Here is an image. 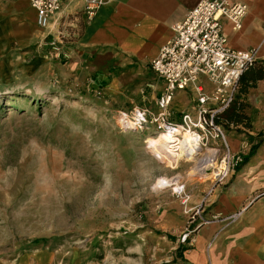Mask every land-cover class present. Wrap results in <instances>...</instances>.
Instances as JSON below:
<instances>
[{
    "label": "rangeland",
    "instance_id": "374dc122",
    "mask_svg": "<svg viewBox=\"0 0 264 264\" xmlns=\"http://www.w3.org/2000/svg\"><path fill=\"white\" fill-rule=\"evenodd\" d=\"M146 96L36 82L0 91V264L173 263L184 228L157 226L176 201L157 180L183 177L195 202L211 181L190 177L192 160L153 150L157 123L121 128L120 113ZM146 108L157 112L153 100Z\"/></svg>",
    "mask_w": 264,
    "mask_h": 264
},
{
    "label": "crops",
    "instance_id": "0c3cea01",
    "mask_svg": "<svg viewBox=\"0 0 264 264\" xmlns=\"http://www.w3.org/2000/svg\"><path fill=\"white\" fill-rule=\"evenodd\" d=\"M198 1L104 0L95 17L87 20L83 0H66L49 26L41 29L28 1L0 0V91L36 82L108 97L146 93L140 106H149L164 89L150 62L173 37V26ZM231 1L246 5L247 12L239 30L221 19L227 46L257 49V59L235 92L237 101L248 106L250 128L235 137L222 127L232 152L243 143L248 148L225 183L203 184L198 202L190 194L191 205L202 204V217L209 223L198 227L191 243H180L172 264H264V0ZM59 41L67 59L52 52L51 44ZM193 99L188 91L177 92L171 105L174 117L193 113ZM186 220L175 201L158 213L157 226L178 232Z\"/></svg>",
    "mask_w": 264,
    "mask_h": 264
},
{
    "label": "built area",
    "instance_id": "2783aa9c",
    "mask_svg": "<svg viewBox=\"0 0 264 264\" xmlns=\"http://www.w3.org/2000/svg\"><path fill=\"white\" fill-rule=\"evenodd\" d=\"M26 1L36 12L37 26L46 29L66 0ZM83 1L87 20L93 19L104 4V0ZM246 12V5L231 0H199L173 26V37L150 62L151 71L164 83L163 92L155 100L157 112L133 106L128 113H120L118 120L126 131L143 132L155 122L158 133L179 134V138L190 136L196 151L189 169L196 173L190 177L211 181L214 185L230 178L248 148L243 143L238 152H232L227 134L217 122L232 103L240 77L257 59L256 49L239 51L228 47L223 34L222 18L228 20L234 30H239ZM62 46L61 41L52 43V52L57 58L67 59ZM187 91L194 98V112L183 113L178 119L171 105L177 92ZM164 182L166 186L158 187ZM186 183L180 176L157 180V187L169 189L187 219L179 240L181 244L191 243L198 227L209 223L202 217V204L191 205Z\"/></svg>",
    "mask_w": 264,
    "mask_h": 264
},
{
    "label": "bare ground",
    "instance_id": "6f19581e",
    "mask_svg": "<svg viewBox=\"0 0 264 264\" xmlns=\"http://www.w3.org/2000/svg\"><path fill=\"white\" fill-rule=\"evenodd\" d=\"M157 135L158 136L151 142V146L156 153L160 154L164 158L170 156H180L185 160L194 159L192 158V155H194L196 152L195 145L192 143L193 140L190 138V136L183 135L181 138H179V134L170 135L164 132H161ZM195 173L193 172L192 175H195Z\"/></svg>",
    "mask_w": 264,
    "mask_h": 264
},
{
    "label": "trees",
    "instance_id": "16d2710c",
    "mask_svg": "<svg viewBox=\"0 0 264 264\" xmlns=\"http://www.w3.org/2000/svg\"><path fill=\"white\" fill-rule=\"evenodd\" d=\"M252 66H250V67H252ZM241 78H242V76L239 79L238 86H239ZM237 95H238V93L236 95H234V99H233L232 103L230 104L228 109L217 118V122L220 123L221 125L225 126L226 128H228V126H230L232 124L235 127H239V125H237V124H242L245 128L248 129V128H250L249 127L250 125L248 124V121H247L248 106L246 104H244L243 102H238L237 101L238 100ZM233 105H234V108H233L234 110H233V112L230 113L229 110ZM254 148L255 147L253 146L251 150H254ZM245 160L246 159H244V161ZM244 161H243V163H245Z\"/></svg>",
    "mask_w": 264,
    "mask_h": 264
}]
</instances>
